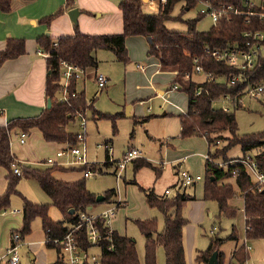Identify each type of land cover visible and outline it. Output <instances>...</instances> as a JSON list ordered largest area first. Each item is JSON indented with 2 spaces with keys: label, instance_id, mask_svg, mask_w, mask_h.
Wrapping results in <instances>:
<instances>
[{
  "label": "trees",
  "instance_id": "1",
  "mask_svg": "<svg viewBox=\"0 0 264 264\" xmlns=\"http://www.w3.org/2000/svg\"><path fill=\"white\" fill-rule=\"evenodd\" d=\"M157 2L156 11H148L143 0H121L118 9L122 14L123 29L119 34L88 35L76 29L71 36H61L52 39L48 36H40L36 39L37 45L44 52L46 74L44 94L50 99V107L31 118H16L10 120L6 125H0V167L7 170L6 189L0 195V212L8 210L12 195H20L16 190L21 176L12 172V163L17 161L10 149V134L12 131L29 133L36 129L40 132L43 140L47 143L70 145L75 142L76 132L68 129L70 123L75 119L76 112L89 109L84 92H78V96L70 98L68 102H61V63L78 66L86 71H92L97 67L95 53L98 50L111 51L116 60L126 62L128 59L125 40L130 36L151 37L148 55L158 59L163 70L176 71V79L181 78L186 72L193 69V59L198 58L204 69L212 72L214 82H196L192 77L188 80L184 92L187 95V109L185 115L179 116V137H204L209 145L223 139V132H228L227 146L216 149L214 157L226 160L225 151L233 145L240 146L243 153L258 150L255 156L258 163L264 166V132L243 134L237 133L234 106L231 111H223L221 108L213 107L212 101L224 95L235 96L243 88V83L231 85L229 83L233 75L242 72L245 75L251 71L239 70L223 62L215 61L204 52V49H225L232 45L244 44V33L247 31L264 30V20L251 18L245 23V16L228 15L223 16L206 31L196 29L197 21L205 16L198 13L193 19L184 20L187 29L184 32L168 30L164 22L171 19L174 6L183 2L187 9L196 5V0H166L165 3ZM216 6L232 5L241 10H246L244 0H210ZM264 3V0H261ZM10 0H0V11L9 12ZM73 4L66 0L65 7ZM63 8L45 17L42 22L49 24L53 18L61 14ZM180 19V17H179ZM190 53L186 56L183 50ZM25 52L24 39L8 38L5 48L0 51V65L6 60L14 59ZM264 80V59H261L258 67L251 77V81L259 83ZM197 88H201L196 94ZM70 92H77L76 81L69 84ZM264 106V102H261ZM120 114L107 115L95 110L92 111L93 119H109L115 127L116 119ZM216 146V145H214ZM213 146V147H214ZM135 173L142 167H148L161 173L162 169L154 167L151 162L144 158L132 160ZM20 165V163L18 164ZM177 173L176 166L172 167ZM22 175L32 179L38 187L49 198L50 204H36L22 197V225L15 231L20 238L30 231V224L34 218H39L45 232V243L47 247L61 249L60 245L52 243V239L61 238L67 232L68 224L76 222L79 212H87L96 204V195L91 193L85 185L84 178L75 181H63L54 177V173L69 170L62 166H48L44 170H37L28 165H21ZM85 171L86 166L75 170ZM176 169V171H174ZM100 168L93 167V173ZM135 182V181H134ZM174 190L170 196L165 190ZM181 186L172 183L163 192H155L153 188L143 189L145 201L150 208L157 209L163 216V227L158 231L157 221L154 218L136 219L135 225L144 238V256L140 261L136 243L126 235L119 234L113 230L107 235L102 220H97L101 238L99 241V264H157L156 250L161 247L164 253L165 264H186L185 250L183 245V229L188 220L182 215V208L187 201L195 200L185 192H180ZM236 193H241L243 200L244 236L246 240L264 239V191L253 186L251 177L243 168H239L237 176L232 177L231 170H224L218 166L205 162V178L203 184V200H212L217 203L219 215L227 218L236 216V210L230 205V200ZM116 195L114 189L103 194L104 201L109 196ZM49 206H53L62 216L61 221H53L48 216ZM74 213L70 214L69 210ZM80 248L88 249L85 229L76 232ZM236 243L231 259L237 264H244L249 256L248 251L243 252L242 245L238 249V236L232 228L231 233L225 238ZM225 239L210 237L205 250L197 252L195 262L206 263L210 255L224 243ZM109 247V248H108ZM219 263V255L217 256ZM220 264H223L220 262Z\"/></svg>",
  "mask_w": 264,
  "mask_h": 264
},
{
  "label": "rangeland",
  "instance_id": "2",
  "mask_svg": "<svg viewBox=\"0 0 264 264\" xmlns=\"http://www.w3.org/2000/svg\"><path fill=\"white\" fill-rule=\"evenodd\" d=\"M121 0H119L120 2ZM254 3H258L261 0H244ZM149 11V10H148ZM200 11V6L196 4L194 7L187 9L183 2L177 3L171 13L172 18L164 22L166 28L171 31L184 32L187 29V25L184 20L193 19ZM180 17V19H179ZM212 23L209 16L201 17L196 23V29L198 31H206L211 27ZM147 42V41H146ZM148 46L149 43L147 42ZM127 54L131 59L142 63V54L146 57L145 51L135 42L126 43ZM41 50V49H40ZM97 58V72L104 74L109 78L107 86L104 87L100 94L95 97V93L98 91V87L94 81L90 79H84L81 76L79 79V89L84 90V96L89 107L88 110L83 111L85 113V143H79L78 147L85 150V158L88 164L92 167H100L101 171L96 170L88 177H84L83 170H75L82 168V165L75 162L72 155L66 152L63 156L57 159V163L52 166L66 167L69 170L56 172L54 177L63 181H75L84 178L86 188L95 195H103L108 190L114 189L117 194L111 195L108 201H102L96 203L93 208L89 209V212H99L113 205V202L117 198L124 199L125 203L121 207L115 210V215L111 220V226L119 234L126 235L133 239L136 243V251L140 261L144 256V238L138 231L135 220L136 219H150L154 218L157 221L158 231L163 227V216L155 208H150L146 201L143 189L153 188L155 192H163L166 187L177 183L178 177L173 172L171 167L174 163H171L170 155H177L184 157L181 158L184 163H180L182 169L187 170L193 175H200L201 181H197L194 185L181 186L180 192H185L191 196H194L195 200L187 201L182 208V215L188 220L187 225L183 229V245L185 250L186 264H203L202 262H195V256L197 252L203 251L207 248L209 238L216 237L225 239L232 231V228L236 230L238 236V249L241 243L245 241L249 246L248 260L244 264H264V239L246 240L244 236V218L242 213L243 200L239 194L230 200V205L235 208L236 216L233 218H227L223 215H219L218 206L215 201L203 200V184L205 178V162L203 158L198 155L196 148L194 147H181L179 145L180 140H200L203 142L204 154L207 151L215 153L216 149L227 146V138L229 133L223 132V139L216 146L207 147V142L204 137L203 140L200 137H179V116L166 115L163 116V112L167 109L166 98L163 96L153 97L152 100L147 101L143 105L142 117L128 116L127 107L123 108L126 100V92L128 91V73L127 70L135 68V62L128 64L119 63L115 59L114 54L108 50H98ZM45 56L43 54H40ZM63 67L61 68V74ZM125 76V77H124ZM168 78V77H167ZM195 81L203 80V76H192ZM62 82V81H60ZM77 82V81H76ZM181 83V82H180ZM183 91L187 87L183 83L181 84ZM165 86L164 89H167ZM60 95H61V89ZM166 103V104H165ZM222 104L220 101L214 104V107H220ZM162 107V108H161ZM95 110L101 114L114 115L120 114L113 127L109 119H93L92 111ZM83 113V114H84ZM235 119L237 124V133L253 134L264 132V106L257 100L250 99L248 97L243 98V106L240 109L235 110ZM68 129L71 132H77L79 126L76 120L69 124ZM176 139V142L174 141ZM43 143L32 144L29 149L27 146L23 148L19 147L23 159L43 161L48 157L51 158L53 154L62 148L67 147L65 144L47 145ZM107 143L110 147V156L113 162L107 159V151L103 146ZM18 143L13 140L12 146H16ZM30 144V143H29ZM71 145H77V140ZM131 149H136L141 152V157L147 159L152 163L154 167L160 168V164L163 165L162 172L155 173V171L148 167H142L136 173L133 169L132 161L126 165L125 170L122 172V176L117 180L115 172L116 161L121 158L124 152ZM202 148V144H201ZM199 147V151L201 150ZM226 158H240L243 152L238 145L230 146L226 151ZM220 160H224L221 157H216ZM218 159V160H219ZM37 170H44L48 166L43 162L34 164L32 166ZM21 176L16 190L20 195H12L10 198V205L6 213L10 214V210H21L22 197L36 204H50L49 198L38 187L37 183L30 178ZM135 181V182H134ZM170 196L174 194V190L170 188ZM48 216L53 221H61L62 217L60 213L53 207L49 206ZM4 224H1L0 229L4 230ZM11 228H8V235H11ZM17 229V228H13ZM29 236L33 245L30 246L34 251L32 255L34 259H30L28 249L24 244L18 248V254L21 259L20 264H54L57 255L54 249H46L42 239H44V231L42 223L39 218H34L30 224ZM27 234V235H28ZM1 235V233H0ZM24 241V240H23ZM42 241V244H41ZM0 242V258L4 254L5 247ZM236 245L234 241L226 240L218 248L219 264H237L235 259H231L232 248ZM232 247V248H231ZM243 252H246L244 245H242ZM98 249L92 250L97 253ZM157 264H165L164 253L161 247L156 250ZM0 264H5L3 259H0Z\"/></svg>",
  "mask_w": 264,
  "mask_h": 264
},
{
  "label": "crops",
  "instance_id": "3",
  "mask_svg": "<svg viewBox=\"0 0 264 264\" xmlns=\"http://www.w3.org/2000/svg\"><path fill=\"white\" fill-rule=\"evenodd\" d=\"M10 1V11L5 13L0 11V51L5 48L6 40L8 38H16L24 39L25 52L14 59L6 60L0 65V125H6L10 120L16 118L36 117L40 115L46 108L47 99L44 94V86L48 70L46 67L45 56H42L40 53H38V50L41 49L38 47L36 42L38 37L44 35L55 40L61 36L73 35L76 29L83 34L88 35L119 34L123 29L122 14L118 9L119 0H71L73 4L69 7H65L66 0ZM60 8H63L62 13L53 18L49 24L42 22L45 17L57 12ZM73 8H76L79 11L76 25L68 17V11ZM146 41L147 39L142 36H130L125 40V46L128 42H135L140 45L145 51L146 57H144L143 53L142 57L139 58L143 60L142 63L131 59L130 56L132 55L128 56L126 62H119L123 64L135 62V68H130L127 70L128 91L126 92V100L123 108L128 104V116L139 118L144 115L143 105L147 101L152 100V98L156 96H163L166 98L167 109L162 115L166 116L178 114L177 116H180L183 114L182 112L186 111L187 109V95L183 91L182 87L177 90L172 89V85L178 81V79H176V71L163 70L158 59L148 55L149 46L147 44L148 41ZM96 55L97 53H95V56ZM140 67H144V69L142 70ZM97 69L98 68L96 67V69L92 71H86L83 75L84 79L87 78L94 81L93 75ZM192 80L195 81L194 79ZM196 82H202V80ZM79 83V80H77V92H84L83 89H79ZM182 83L185 86L188 84V82H181V84ZM165 86H168L167 89H164ZM100 92L101 90L98 89V91L95 93V97L98 96ZM87 102L90 103L91 101ZM19 133V131H12L10 134V149L14 157L22 164L31 167L34 164L42 163V161L40 162L38 160L30 161L28 159H23L21 152L18 149L19 147L23 148V146H27V149H29L32 144H38L40 142L43 143L42 141L44 140L40 132L36 129L31 130L29 133H27V138L24 144H20L18 141ZM200 138L203 140V137ZM13 140L18 143L16 146H12ZM174 141L176 142V139ZM203 142L199 139H184L179 141V145L181 147L187 146L188 148H196L197 151L194 152H197L202 158L204 155ZM45 143L47 145H59L56 143ZM199 147L201 148L200 151L198 149ZM128 149L131 148L128 147ZM109 156L110 154L107 153V159ZM188 156V154L184 157H177L175 154L174 156L170 155L169 160L171 163H174L171 167L176 166V169L178 170L181 167L180 163H184L181 158ZM51 158H55V161L57 162L59 157H56L55 154H53ZM176 169H174V171H176ZM6 175L7 170L3 167H0V195H2L6 189ZM26 178L28 179V177ZM10 212V214H4L6 211L0 212V226L1 224H4L5 226L4 230L0 229V242L1 244L4 242V245L1 246L5 247L4 254L0 259H3L5 264H7V257L5 255L6 250L13 243L12 235L22 225L21 210L13 209L10 210ZM8 228H11V235H8ZM112 228L115 230L114 227ZM27 236H29V234L20 238L18 248L24 244V246H26L28 249L29 258L34 259L35 255H32L34 254V251L30 247L34 243L31 238H27L25 240V237ZM45 239L44 232V239H42L44 246L46 249L49 248L56 251L57 258L54 264H64L65 260L63 258L61 249L57 250V248L47 247ZM235 247L236 245L233 248L231 247L232 252L235 250ZM95 249L96 248H92L91 253L97 254L98 250L97 253L92 251ZM20 263L21 259L19 256V264ZM203 264H207V262Z\"/></svg>",
  "mask_w": 264,
  "mask_h": 264
},
{
  "label": "built area",
  "instance_id": "4",
  "mask_svg": "<svg viewBox=\"0 0 264 264\" xmlns=\"http://www.w3.org/2000/svg\"><path fill=\"white\" fill-rule=\"evenodd\" d=\"M161 3H165L166 0H160ZM146 7L149 11L157 10V2L155 0H146ZM196 4L200 6L199 13H202L206 16H209L211 23L215 24L218 19L223 16L228 15H239L245 16V23H249L251 18H257L260 21L264 20V3H254L250 1H246V10L238 9L232 5H214L210 2V0H196ZM244 44H234L225 49H210L209 47L204 49V52L211 56L217 62L226 63L229 66L235 67L239 70L251 71V74L245 75L241 71L236 75H233L230 79L229 83L231 85H236L237 83H243V88L239 92V94L235 96L224 95L218 99H214L212 101V105L218 101L221 102V108L223 111H231L234 106H243V98L248 97L250 99L257 100L258 102H264V80L259 83H255L251 81V77L255 72V69L258 67L261 59H264V30H255V31H247L244 33ZM186 56H190V53L183 50ZM38 53L44 54L42 50H38ZM46 56V55H45ZM193 69L189 72H186L181 78L178 79L172 85V89L177 90L182 87L180 82H188V80L193 76H203L202 82H214L215 77L212 72L204 69L201 63H199L198 58L193 59ZM61 67H63V72L61 74V95L59 100L61 102H68L70 98H75L78 96V92H70L69 84L71 81L79 80L81 76L85 74L83 68L68 64L66 62L61 63ZM142 70L144 67H140ZM93 79L99 90H102L107 82L108 78L97 71L94 72ZM201 88H197L196 94H199ZM172 104V103H171ZM176 106L175 104H173ZM182 111V110H181ZM83 111L76 112L74 119L77 121L79 130L76 132L75 137L77 140V145H67V147L57 150L55 153L56 157L63 156L66 152L73 156L75 162L82 166H86L85 171L83 172L84 177H88L93 173V167L90 166L85 158V150L83 148H79V143H85V113ZM182 115L186 114V111L182 112ZM27 138L26 132L19 133V143L24 144ZM220 141H216V143L209 145L211 146L218 145ZM107 153L110 154V147L108 144H103V146ZM259 153L258 150L249 151L247 153H243L240 158L219 160L214 157V153L208 151L206 152L202 158L204 162L212 163L219 168L224 170H231L232 177L237 176V171L239 168H243L246 173L251 177L253 186H255L259 190L264 191V166L260 165L256 160V155ZM136 158H142L141 154L136 149H128L123 153L121 158L116 161V178L117 180L122 176V172L125 170L126 165ZM108 160L113 162L111 157L109 156ZM47 166H52L54 164H59L55 161V158H47L42 161ZM20 163V165H18ZM22 163L17 160L12 163V172L17 176H22ZM160 168L163 169V165L160 164ZM178 177L177 185L178 186H189L194 185L197 181L202 180L200 175H193L185 169L181 167L177 170L176 173ZM117 194V192H116ZM165 194L169 195L170 190H165ZM240 196H243L241 193H237ZM124 199L117 198L113 205L105 208L99 212H79L77 214V219L75 223L68 224L67 232L61 238L52 239V243L55 245L61 246V251L63 254V258L65 260L64 264H99V241L101 238V234L99 231V227L96 224L97 220H102V224L105 228H107V235H110L113 231L111 226V220L115 215V210L122 205H124ZM84 228L86 232V238L89 245L88 249L82 250L80 248V244L78 241V236L76 232L80 229ZM13 243L6 250L7 264H19V254H18V246L20 241V236L18 233H14L12 235ZM244 245L245 249L248 250L249 246L246 245L245 241L241 243ZM98 249L97 254L91 253V249ZM109 248V247H108Z\"/></svg>",
  "mask_w": 264,
  "mask_h": 264
},
{
  "label": "water",
  "instance_id": "5",
  "mask_svg": "<svg viewBox=\"0 0 264 264\" xmlns=\"http://www.w3.org/2000/svg\"><path fill=\"white\" fill-rule=\"evenodd\" d=\"M143 2H146V0H143ZM78 14H79V11L76 8H73V9L68 11V17L75 25L77 24V16H78ZM146 39H147L149 44L152 42L151 37H147ZM50 104H51L50 103V99H47L46 108H49ZM103 200H104V196L103 195H96V197H95V202L96 203L102 202ZM69 213L73 214L74 210L70 209ZM217 256H218V252L214 251L210 255V257H209V259L207 261V264H219Z\"/></svg>",
  "mask_w": 264,
  "mask_h": 264
}]
</instances>
